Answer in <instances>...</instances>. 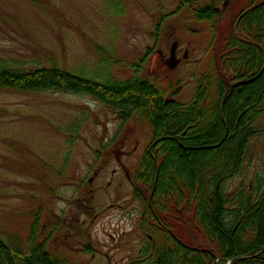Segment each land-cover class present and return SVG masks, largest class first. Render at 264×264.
I'll return each mask as SVG.
<instances>
[{"label":"rangeland","instance_id":"1","mask_svg":"<svg viewBox=\"0 0 264 264\" xmlns=\"http://www.w3.org/2000/svg\"><path fill=\"white\" fill-rule=\"evenodd\" d=\"M241 1L229 0L222 16L225 0H0V61L97 80H149L164 99L189 104L209 79L214 83L219 75L228 82L232 38L243 42L235 35ZM205 7L218 11L212 21L198 18ZM172 50L179 63L156 69ZM256 125L260 132L250 139L227 191L264 176V115ZM152 129L144 111L124 120L89 96L0 88L4 240L26 245L38 214L39 241L56 259L131 264L143 241V205L133 196L132 181L138 183L133 177L143 170L141 160L159 142ZM203 155L189 151L186 162ZM178 224L187 243L209 247L192 219L181 217Z\"/></svg>","mask_w":264,"mask_h":264},{"label":"trees","instance_id":"2","mask_svg":"<svg viewBox=\"0 0 264 264\" xmlns=\"http://www.w3.org/2000/svg\"><path fill=\"white\" fill-rule=\"evenodd\" d=\"M239 8L245 14L235 35L244 42L232 38L233 50L225 59L231 86L217 75L214 83L209 79L198 88L189 104L168 102L149 80L119 81L110 75L97 80L58 67L27 71L0 61V88L89 96L124 120L145 112L159 142L141 160L143 170L133 177L138 183L132 181L145 215L139 218L143 241L131 264H264V176L246 187L225 188L239 173L250 139L260 132L256 122L264 115V0H242ZM219 10L223 16L222 6ZM215 13L205 7L198 18L212 21ZM197 150L203 158L187 163L185 153ZM36 217L23 247H13L0 234V264H70L39 241ZM181 217L192 219L208 248L184 240L178 231Z\"/></svg>","mask_w":264,"mask_h":264},{"label":"flooded vegetation","instance_id":"3","mask_svg":"<svg viewBox=\"0 0 264 264\" xmlns=\"http://www.w3.org/2000/svg\"><path fill=\"white\" fill-rule=\"evenodd\" d=\"M223 5H224V4H223ZM223 5H222V6H223ZM224 11H225V9H222V12H224ZM244 14H245V13H241V14L238 15V20H237V22H236V25H237V23L242 19V17L244 16ZM236 25H235V29H236ZM241 41H243V40H241ZM243 42H244V41H243ZM245 43H246V41H245ZM156 59H157V57H156V58L154 59V61H153V63H154L153 68L157 67V63L155 64ZM160 59H161V63H162V65H161L160 67L156 68V69H158V70H161V69H164V70H165L166 68H170V69H172V68H174L175 65L178 64L179 61H180V59L175 58V55H174V53H173V50H172V55H171L170 59H168V61L163 60L162 57H161ZM250 81H252V80H250ZM241 83H244V82H241ZM226 85H227V84H226ZM229 86H231V83H229L226 87H229ZM227 90H228V89H227ZM227 90H226V92H227ZM226 94H227V93L224 94L223 99L225 98ZM167 101H168V100H167ZM150 199H151V198H150ZM142 205H143V208H144V204H142ZM143 210H144V209H143ZM143 210L140 212V214H139V218H141L142 216L145 215V213H144ZM155 217L158 219L159 222H161V221H160L161 219H160L158 216L155 215ZM171 223H172V222H171ZM173 237H174V236H173Z\"/></svg>","mask_w":264,"mask_h":264},{"label":"water","instance_id":"4","mask_svg":"<svg viewBox=\"0 0 264 264\" xmlns=\"http://www.w3.org/2000/svg\"><path fill=\"white\" fill-rule=\"evenodd\" d=\"M229 3V0L225 1V4H224V8L227 6V4ZM154 60V59H153ZM153 63V62H152ZM169 102V100H168Z\"/></svg>","mask_w":264,"mask_h":264}]
</instances>
